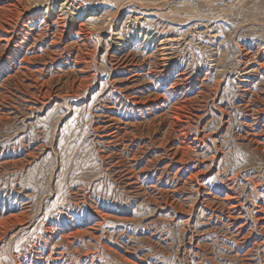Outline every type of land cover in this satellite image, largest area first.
<instances>
[{
	"label": "rangeland",
	"instance_id": "1",
	"mask_svg": "<svg viewBox=\"0 0 264 264\" xmlns=\"http://www.w3.org/2000/svg\"><path fill=\"white\" fill-rule=\"evenodd\" d=\"M0 264H264V0H0Z\"/></svg>",
	"mask_w": 264,
	"mask_h": 264
},
{
	"label": "bare ground",
	"instance_id": "2",
	"mask_svg": "<svg viewBox=\"0 0 264 264\" xmlns=\"http://www.w3.org/2000/svg\"><path fill=\"white\" fill-rule=\"evenodd\" d=\"M179 84V83H178ZM117 132V130H114L112 133H116ZM236 207H237V205H236Z\"/></svg>",
	"mask_w": 264,
	"mask_h": 264
}]
</instances>
